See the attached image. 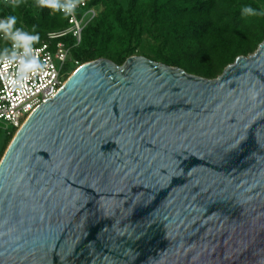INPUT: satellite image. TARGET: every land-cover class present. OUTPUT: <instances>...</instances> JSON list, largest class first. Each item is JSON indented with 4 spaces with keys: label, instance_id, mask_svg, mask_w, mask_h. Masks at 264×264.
<instances>
[{
    "label": "water",
    "instance_id": "obj_1",
    "mask_svg": "<svg viewBox=\"0 0 264 264\" xmlns=\"http://www.w3.org/2000/svg\"><path fill=\"white\" fill-rule=\"evenodd\" d=\"M215 78L79 64L0 161V264H264V40Z\"/></svg>",
    "mask_w": 264,
    "mask_h": 264
},
{
    "label": "trees",
    "instance_id": "obj_2",
    "mask_svg": "<svg viewBox=\"0 0 264 264\" xmlns=\"http://www.w3.org/2000/svg\"><path fill=\"white\" fill-rule=\"evenodd\" d=\"M86 1L97 15L84 27L81 42L76 44L70 33L61 38L81 64L107 57L122 65L139 53L192 74L215 78L238 56L256 51L264 40V15L242 14L245 6L264 11V0ZM8 16L16 17V28L39 34V42L33 46L48 39L50 32L69 26L67 15L40 8L36 0H22L15 9L11 0H0V20ZM2 43L4 49H10L12 42L2 36ZM76 68L69 65L72 71ZM16 132L11 130L4 140L0 161Z\"/></svg>",
    "mask_w": 264,
    "mask_h": 264
},
{
    "label": "built area",
    "instance_id": "obj_3",
    "mask_svg": "<svg viewBox=\"0 0 264 264\" xmlns=\"http://www.w3.org/2000/svg\"><path fill=\"white\" fill-rule=\"evenodd\" d=\"M96 15V9L88 7V2L85 0L84 6H78L73 15L67 16L69 26L66 29L50 32L48 39L33 46L41 50L39 58L44 69L31 75L27 81L17 83L13 78L17 68L0 65V129L4 126H12L18 130L32 112L55 95L72 72L68 69L69 65L73 64L77 67L81 64L72 57L70 46L61 38L70 33L75 38L76 44H79L84 27ZM2 36H0V51L4 49ZM11 47L12 43L9 50Z\"/></svg>",
    "mask_w": 264,
    "mask_h": 264
},
{
    "label": "clouds",
    "instance_id": "obj_4",
    "mask_svg": "<svg viewBox=\"0 0 264 264\" xmlns=\"http://www.w3.org/2000/svg\"><path fill=\"white\" fill-rule=\"evenodd\" d=\"M22 0H11L13 9L20 6ZM85 0H36L40 8H50L53 11L63 12L67 16L75 13L78 6H84ZM242 14L246 16L264 15V11H257L251 6H245ZM16 17L8 16L0 20V33L5 40L12 42L11 50L5 48L0 51V65L15 66L17 71L13 78L17 83L27 81L31 75L42 72L43 63L40 61V49H35L34 44L39 42V34H29L22 29L16 28ZM35 32V28H33Z\"/></svg>",
    "mask_w": 264,
    "mask_h": 264
},
{
    "label": "rangeland",
    "instance_id": "obj_5",
    "mask_svg": "<svg viewBox=\"0 0 264 264\" xmlns=\"http://www.w3.org/2000/svg\"><path fill=\"white\" fill-rule=\"evenodd\" d=\"M5 46H7V45H5ZM136 55H139V53H137ZM68 69H69V67H68ZM217 76H218V74L216 75V77ZM13 129L14 128L12 126H9V127L4 126L3 128L0 129V150L3 146L2 144H3L4 140L7 138L8 134H9V131H11Z\"/></svg>",
    "mask_w": 264,
    "mask_h": 264
}]
</instances>
